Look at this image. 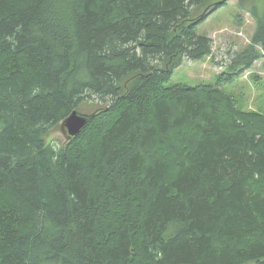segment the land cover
Returning <instances> with one entry per match:
<instances>
[{
	"label": "trees",
	"instance_id": "obj_1",
	"mask_svg": "<svg viewBox=\"0 0 264 264\" xmlns=\"http://www.w3.org/2000/svg\"><path fill=\"white\" fill-rule=\"evenodd\" d=\"M228 1L0 0V264H264V112L221 89L264 56V0L231 73L166 87Z\"/></svg>",
	"mask_w": 264,
	"mask_h": 264
},
{
	"label": "rangeland",
	"instance_id": "obj_2",
	"mask_svg": "<svg viewBox=\"0 0 264 264\" xmlns=\"http://www.w3.org/2000/svg\"><path fill=\"white\" fill-rule=\"evenodd\" d=\"M254 2L255 0H246L241 6L240 0H229L226 5L209 15L198 27V34L213 39V56L196 62L183 58L181 66L174 71L166 87L216 86L222 75L231 73L230 64L247 49L256 31L253 17L242 11V7ZM257 50L261 51L260 48ZM221 89L243 110L264 112V56L252 69L239 72L235 81L226 83ZM108 105L109 101L93 98L84 102L79 112L90 115ZM47 142L60 148L67 144L68 139L62 127H59L47 137Z\"/></svg>",
	"mask_w": 264,
	"mask_h": 264
},
{
	"label": "water",
	"instance_id": "obj_3",
	"mask_svg": "<svg viewBox=\"0 0 264 264\" xmlns=\"http://www.w3.org/2000/svg\"><path fill=\"white\" fill-rule=\"evenodd\" d=\"M92 115H85L79 111H74L63 123L62 129L65 132L67 139L77 138L85 127L88 125Z\"/></svg>",
	"mask_w": 264,
	"mask_h": 264
}]
</instances>
